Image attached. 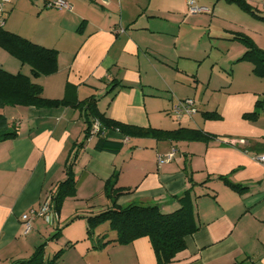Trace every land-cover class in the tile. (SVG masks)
Listing matches in <instances>:
<instances>
[{
  "label": "crops",
  "instance_id": "1",
  "mask_svg": "<svg viewBox=\"0 0 264 264\" xmlns=\"http://www.w3.org/2000/svg\"><path fill=\"white\" fill-rule=\"evenodd\" d=\"M12 1L5 3L11 4L7 15L18 3ZM30 1L27 14L32 15L26 22L4 26L3 10L2 26L57 50L56 72L32 77L42 86L43 96L60 99L67 90L77 100L94 96L97 108L120 122L199 128L216 137L156 139L108 131L107 138L122 141L119 151L111 152L95 148L96 134L84 140L83 105L0 107V114L17 130L16 136L0 140V264L29 258L50 232L56 247L51 254L43 247L41 264L60 248L63 252L54 264H264V161L256 159L264 153L263 92L253 84L256 76L249 67L242 69L244 78L228 85L204 86L198 68L180 64L188 56L177 47L174 19L210 13L212 18L203 26L207 29L221 17L234 24L231 6H240L229 0H195L208 11L190 13L186 0H64L67 9L46 5L53 0ZM245 1L264 10V0ZM246 14L248 21L256 20ZM236 27L242 34L241 26ZM238 58L233 63L242 66ZM0 67L30 75L28 65L2 48ZM184 98L193 100L197 112L171 121L172 104ZM253 110L258 111L256 117L245 116ZM206 111L220 117L206 118ZM171 150L173 158L159 164L157 156ZM75 152L76 191L56 212L51 194L65 179V166ZM112 175L116 186L127 189L116 199L121 206L154 203L162 212H172L188 190L198 228L185 237V247L171 261L157 263L145 236L125 244L93 246L97 237L105 241L116 236L105 222L88 237L85 221L86 215L111 204L104 185ZM45 202L50 205L49 219L36 216L31 230L23 234L21 214ZM46 224L55 228L48 232Z\"/></svg>",
  "mask_w": 264,
  "mask_h": 264
},
{
  "label": "trees",
  "instance_id": "2",
  "mask_svg": "<svg viewBox=\"0 0 264 264\" xmlns=\"http://www.w3.org/2000/svg\"><path fill=\"white\" fill-rule=\"evenodd\" d=\"M238 4L242 9L252 13L259 18L255 9L245 0H229ZM9 12V10L7 11ZM4 20V19H3ZM0 23V48L5 50L12 57L16 58L22 65L29 66L30 75L20 71L12 73L0 67V107L3 106H34V107H54L68 105L72 107L83 105L85 109L84 140L89 138L90 129L94 120L99 123V130L95 148L117 152L122 146L121 140L107 138L108 131H116L122 136H150L156 139H213L216 135L208 133L199 128L178 127L174 129H161L155 127H140L128 123H123L113 118L107 117L96 105L94 96H89L84 100H77L68 96V90L64 97L52 99L43 96L42 86L32 80V77L48 75L57 70V50L35 43L18 33L7 30ZM233 38L244 42L246 49L238 60H250L253 62L252 72L257 76H264V50L258 48L248 37L241 33H236ZM206 118L218 119L220 115L215 111L203 112ZM258 115L257 110L245 115L253 118ZM17 135L16 127L0 114V140ZM83 144V141H82ZM81 145V144H80ZM77 150V148H76ZM76 152L72 154L65 166L66 177L57 183L55 190L51 194L53 208L59 212L66 197L74 196L76 191V180L72 167L76 160ZM230 186L238 189L239 186L230 183ZM127 189L116 186L115 175H112L104 185V193L110 199L111 204L95 214L85 216L86 234L92 237L95 228L101 223L107 222L109 228L116 232L113 239L105 241L102 238L96 239L93 244L95 248H102L110 242L119 244L128 243L139 237H147L155 253L157 263L171 261L175 254L185 247V237L195 230L198 225L192 213L191 199L188 190L178 198L180 206L172 212H162L157 204H136L129 203L124 206L116 204L119 195L125 193ZM44 243L35 248L27 259H20L10 264H41L43 260ZM63 252V248L58 249L46 261V264H54Z\"/></svg>",
  "mask_w": 264,
  "mask_h": 264
},
{
  "label": "rangeland",
  "instance_id": "3",
  "mask_svg": "<svg viewBox=\"0 0 264 264\" xmlns=\"http://www.w3.org/2000/svg\"><path fill=\"white\" fill-rule=\"evenodd\" d=\"M30 2V0H13L12 5L13 3H17V5L9 15H7L8 12L6 11H8L11 4H5L4 17L6 18V23L4 26H10L9 24L12 26H19L26 22V20L30 18V15H32L27 14V8H30ZM231 7L235 10L234 24L230 23L228 18L221 17L212 20V22L209 23L210 27H208V29L203 26L208 25V18H212L210 13L197 14L194 15L193 18H186L184 21L178 18V16L174 17L176 21L175 26L179 29L177 47L184 56H188L187 58H183L180 64H185L190 70H196L198 68V76L202 78L204 86L207 84L213 86L221 83L228 85L233 79L237 81V79L244 78L245 71L242 69H247V67H249L252 72L254 64L250 60L243 59L242 66L233 63V61L238 58L237 56L242 55V49L246 48L242 40L233 38V36L236 35V29H234L237 28L236 26H241L240 31L243 30L242 35L248 37L258 48L264 50V18L251 15L256 20L250 22L247 18L245 19V16L250 17L246 14L248 12L241 10V8L235 4H232ZM255 11L259 15L264 16L262 5H259ZM225 14H229V11H225ZM7 20L9 22L8 24ZM254 76H256V81L253 80V84L257 86L258 91L263 92L262 98L264 99V76H257L256 74H254ZM188 80L187 78V81ZM230 87L233 89L234 83L232 86L230 85ZM263 106L264 100L262 103V107ZM168 119L176 121L174 116H168ZM181 121H183V119ZM52 228L54 229L55 227L46 224L44 230L48 229V232H50ZM51 233L52 232L49 234L45 233L44 235L46 237L43 239V242H45V254H51L53 247H56L55 241L52 238L53 234Z\"/></svg>",
  "mask_w": 264,
  "mask_h": 264
},
{
  "label": "built area",
  "instance_id": "4",
  "mask_svg": "<svg viewBox=\"0 0 264 264\" xmlns=\"http://www.w3.org/2000/svg\"><path fill=\"white\" fill-rule=\"evenodd\" d=\"M7 2H9V0H0V23H2L1 13L3 12L4 5ZM186 3L188 6V11L190 13H201L208 11L206 7L197 5L195 0H186ZM46 5L58 9L69 8V4L64 0L48 1ZM196 112H197V108L191 98L179 99L175 103H173L171 107V113L177 119L181 118L182 116H191ZM98 130H99V123L97 120H94L90 129V136L95 135ZM235 143L243 145L245 143V140L235 139ZM173 153L174 151L171 150L165 153L164 155L157 156V162L161 164L170 161L173 158L174 155ZM256 159L261 162L264 161V153L256 155ZM49 211H50V205L48 202H45L42 205H40L38 209H29L28 211L22 213L20 217L22 233L27 234L31 230V221L36 216H41L45 220H48L50 216Z\"/></svg>",
  "mask_w": 264,
  "mask_h": 264
}]
</instances>
